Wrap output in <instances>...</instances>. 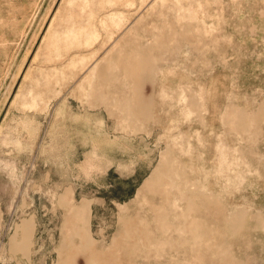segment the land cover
<instances>
[{
  "label": "rangeland",
  "instance_id": "rangeland-1",
  "mask_svg": "<svg viewBox=\"0 0 264 264\" xmlns=\"http://www.w3.org/2000/svg\"><path fill=\"white\" fill-rule=\"evenodd\" d=\"M0 264H264V0H0Z\"/></svg>",
  "mask_w": 264,
  "mask_h": 264
},
{
  "label": "bare ground",
  "instance_id": "bare-ground-1",
  "mask_svg": "<svg viewBox=\"0 0 264 264\" xmlns=\"http://www.w3.org/2000/svg\"><path fill=\"white\" fill-rule=\"evenodd\" d=\"M129 62V61H128ZM136 228V227H135ZM137 230V229H136ZM135 231V230H134ZM135 234H137V233H135ZM137 236V235H136ZM147 240V239H146Z\"/></svg>",
  "mask_w": 264,
  "mask_h": 264
}]
</instances>
